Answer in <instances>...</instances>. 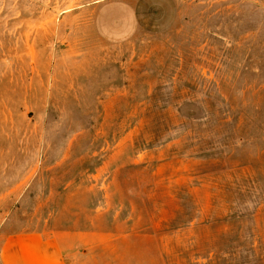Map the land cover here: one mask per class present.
<instances>
[{
	"label": "rangeland",
	"instance_id": "rangeland-1",
	"mask_svg": "<svg viewBox=\"0 0 264 264\" xmlns=\"http://www.w3.org/2000/svg\"><path fill=\"white\" fill-rule=\"evenodd\" d=\"M19 232L69 264H264V0H0Z\"/></svg>",
	"mask_w": 264,
	"mask_h": 264
},
{
	"label": "crops",
	"instance_id": "crops-1",
	"mask_svg": "<svg viewBox=\"0 0 264 264\" xmlns=\"http://www.w3.org/2000/svg\"><path fill=\"white\" fill-rule=\"evenodd\" d=\"M60 235L19 232L0 236V264H69Z\"/></svg>",
	"mask_w": 264,
	"mask_h": 264
},
{
	"label": "trees",
	"instance_id": "trees-1",
	"mask_svg": "<svg viewBox=\"0 0 264 264\" xmlns=\"http://www.w3.org/2000/svg\"><path fill=\"white\" fill-rule=\"evenodd\" d=\"M189 116V115H188Z\"/></svg>",
	"mask_w": 264,
	"mask_h": 264
}]
</instances>
